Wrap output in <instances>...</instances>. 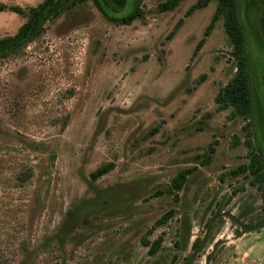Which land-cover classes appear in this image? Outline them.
<instances>
[{
  "label": "rangeland",
  "instance_id": "obj_1",
  "mask_svg": "<svg viewBox=\"0 0 264 264\" xmlns=\"http://www.w3.org/2000/svg\"><path fill=\"white\" fill-rule=\"evenodd\" d=\"M159 1L117 22L86 0L0 56V264H264L260 183L232 173L252 118L215 100L237 68L224 17L204 34L217 0L188 13L195 0ZM247 1L240 17L264 45V0ZM25 18L0 9V36ZM116 182L127 196L60 233L68 208Z\"/></svg>",
  "mask_w": 264,
  "mask_h": 264
},
{
  "label": "trees",
  "instance_id": "obj_2",
  "mask_svg": "<svg viewBox=\"0 0 264 264\" xmlns=\"http://www.w3.org/2000/svg\"><path fill=\"white\" fill-rule=\"evenodd\" d=\"M177 1L160 0L158 7L162 10L168 9ZM208 1L195 0L188 6L186 12H191L194 8L207 4ZM85 2L86 0H41L26 9L19 4L7 6L5 3L0 2V9L8 7L26 16L15 32L0 36V56H6L21 48L44 29L46 21L55 19L64 10L78 9ZM91 2L106 18L117 22H130L134 17L142 13L140 8L141 0H91ZM254 5L255 0L247 1L244 6L245 12ZM220 15L224 17V28L232 42L231 53L236 58L237 68L234 74L217 90L215 100L218 102L219 107L231 105L230 115L232 116L240 114L252 118L248 122L249 125H252L251 137L244 139V143L248 147L249 159L246 162L239 163L236 168L232 169V173L241 171L252 174L250 181H258L260 183L264 209V59L259 60L258 58L261 52L263 56L260 57H264V45L256 35L250 34L248 29L244 27L239 14L237 0H217L210 20L204 29V34L209 33L214 26L215 20ZM181 21V18L176 21L172 29L166 34V37H170L174 33ZM204 40L205 36L200 37L195 48ZM251 78H253L252 87ZM234 141L238 142V139L235 137ZM212 149L213 146L210 145L208 150ZM204 158L205 161L206 158L208 159L206 153ZM110 164V162H103L96 166L90 171L91 179H95L105 172ZM26 175L27 172L22 171L21 178ZM183 175L184 173L180 171L178 176L173 179L175 186L179 187L181 185ZM121 185L123 184L116 182L98 189L91 197L84 198L72 209L68 208V216L62 223V232L60 231V233L72 228L85 213L100 209L107 206L110 201L113 203L114 200L127 196L129 194L128 191H125L127 185L120 187ZM169 189L171 188L168 187ZM164 216L166 217L167 214ZM257 224H264V210ZM243 227L244 229H249L250 225L243 223ZM185 236H188V232ZM191 247L192 251L188 256H193L195 251L199 249L200 239L198 236L193 239ZM154 248L150 247L149 251H155ZM174 258L172 257L170 260L172 264L174 263ZM149 264L157 263L152 261Z\"/></svg>",
  "mask_w": 264,
  "mask_h": 264
}]
</instances>
